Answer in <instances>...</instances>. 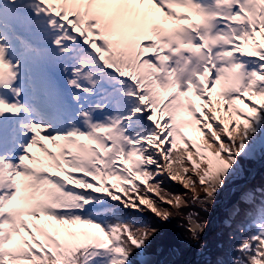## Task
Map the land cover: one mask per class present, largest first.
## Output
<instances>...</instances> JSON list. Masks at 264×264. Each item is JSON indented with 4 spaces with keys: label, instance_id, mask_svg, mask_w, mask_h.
Instances as JSON below:
<instances>
[{
    "label": "snow or ice",
    "instance_id": "snow-or-ice-1",
    "mask_svg": "<svg viewBox=\"0 0 264 264\" xmlns=\"http://www.w3.org/2000/svg\"><path fill=\"white\" fill-rule=\"evenodd\" d=\"M254 98L264 0H0V264H161L173 221L201 264H264V184L201 240L264 158Z\"/></svg>",
    "mask_w": 264,
    "mask_h": 264
},
{
    "label": "rangeland",
    "instance_id": "rangeland-1",
    "mask_svg": "<svg viewBox=\"0 0 264 264\" xmlns=\"http://www.w3.org/2000/svg\"><path fill=\"white\" fill-rule=\"evenodd\" d=\"M260 100H259V102L257 101V103H262V102H264V98H259ZM221 106H222V109L224 110V111H227V108L229 107V106H226V105H224V104H221ZM234 106H236V107H240V106H243L239 101H236V102H234ZM38 151V150H37ZM244 163V166H245V168L248 170L243 176H241V178L239 179V180H244V179H250L251 177H252V172L256 169V168H258L259 167V165H261L262 163H264V158H261L257 163H252L251 165H250V162H243ZM243 182V181H242ZM241 182V184H238V185H236L237 184V182H232L224 191H222L221 192V194H220V196H218V199H217V203H216V205L217 206H219V209L217 210V206L215 205L214 207H212L211 208V210H210V212H208V213H205V214H202V215H204L205 216V218L208 220V225H207V228L205 229V231L204 232H207V229L209 228L208 226H209V224H210V226H211V228L214 226V221H212L210 218H211V214L213 215L214 213H216V211L218 212H220L222 209H221V207L224 205V203H225V195L227 194V193H229V195H230V193H231V190H232V188L233 187H238V186H242L243 185V183ZM170 190H175V191H181V189L179 188V186H174V187H170ZM228 195V196H229ZM224 199V201H222ZM163 227H165V226H163ZM176 230H178V231H171V232H168V233H166V231H165V228H162V230H161V233H160V235H158L157 237H155L154 238V240L152 241V245H151V248H150V251H154L153 253H160V250H161V246H160V242H164L165 244H167V245H169L170 243H174V244H171L170 245V248H168L164 253H163V255L161 256V259H160V261L159 262H161V264H165L164 263V261H165V254L166 253H168V252H174L175 254H176V256H178V254H177V250L179 251V252H181V251H183V250H185L184 252H185V254H183V256H182V258H181V260H180V263L179 264H184V262H185V259L186 258H188V257H191L190 256V254H189V252H191V251H193L194 252V257L191 259V261L188 263V264H200V262H201V259H203V257L202 258H199V255H198V252H195L194 250L195 249H197L198 248V245H197V243L196 242H194V241H190V240H188L187 239V233H185V231H184V229L183 228H180V227H178L177 226V224H176ZM182 231H183V233H182ZM219 231V232H218ZM215 233H217V236H219V233H221L220 232V230H218V229H215L214 230V234ZM213 234V235H214ZM203 235V234H202ZM214 237L215 236H213V241H214ZM181 238H185L186 239V243H182L181 241H180V239ZM202 238V237H201ZM211 239V238H210ZM202 241H207L208 239H201ZM184 242V241H183ZM215 242V241H214ZM180 244L182 245V246H184V248L182 247V246H180ZM220 243H218V245H219ZM217 245V246H218ZM209 246V245H208ZM210 247V246H209ZM212 249L214 248V247H211ZM183 252V253H184ZM164 259V260H163Z\"/></svg>",
    "mask_w": 264,
    "mask_h": 264
},
{
    "label": "trees",
    "instance_id": "trees-1",
    "mask_svg": "<svg viewBox=\"0 0 264 264\" xmlns=\"http://www.w3.org/2000/svg\"><path fill=\"white\" fill-rule=\"evenodd\" d=\"M256 183H259V184H264V165L263 166H261L258 170H257V172H256V174L254 175V177H253V179L250 181V182H248V184L247 185H255ZM223 214H224V212H222ZM222 214V215H223ZM176 224H177V222L176 221H173L172 223H170V224H167V225H164L165 227H162V228H165V231H166V233H168V232H171V231H178V230H176ZM218 230H220V232H222V230H221V228L219 227V229ZM219 232V231H218ZM182 233H183V231H182ZM214 234V233H213ZM211 235L209 238H208V240H207V243H208V245L210 246V251L211 252H213V253H215L217 250H218V247H217V245H218V242H221V243H223V245L225 246V248H227V245H228V242H227V240H226V238L224 237V236H222V234L221 233H219V236H217V233H215L214 235ZM213 236H215L214 237V241L212 240L213 239ZM211 238V239H210ZM171 244H174V243H170L169 245H167V244H165L164 242H160V246H161V250H160V253H156L155 252V255H156V257H157V260H160L161 259V256L163 255V253L168 249V248H170V245ZM180 246H182L181 244H180ZM183 248H184V246H182ZM211 247H214L213 249L211 248ZM150 251V250H149ZM185 250H183V251H181L180 252V257H178L177 259H176V261L174 262V263H172V264H179L180 263V260H181V258H182V256H183V254H185V252H184ZM150 252H152V251H150ZM154 252V251H153ZM184 252V253H183Z\"/></svg>",
    "mask_w": 264,
    "mask_h": 264
},
{
    "label": "bare ground",
    "instance_id": "bare-ground-1",
    "mask_svg": "<svg viewBox=\"0 0 264 264\" xmlns=\"http://www.w3.org/2000/svg\"><path fill=\"white\" fill-rule=\"evenodd\" d=\"M254 99H256V102H257L259 98H254ZM220 101H221V104H223V98H220ZM258 102H259V101H258ZM224 105H225V104H224ZM226 106H228V105H226ZM240 107H243V106H240ZM187 133H188L189 135H194V134H196L194 129H187ZM48 146H49L50 148H53V147H54L50 142H48ZM228 195H229V193H227V194L225 195V197L227 198ZM226 198H225V199H226ZM222 201H224V199H223ZM210 224H211V223H210ZM210 224H209L208 227H210ZM175 261H176V260H175ZM186 261H187V259L185 260L184 264L186 263Z\"/></svg>",
    "mask_w": 264,
    "mask_h": 264
},
{
    "label": "water",
    "instance_id": "water-1",
    "mask_svg": "<svg viewBox=\"0 0 264 264\" xmlns=\"http://www.w3.org/2000/svg\"><path fill=\"white\" fill-rule=\"evenodd\" d=\"M186 264H187V262H186Z\"/></svg>",
    "mask_w": 264,
    "mask_h": 264
}]
</instances>
